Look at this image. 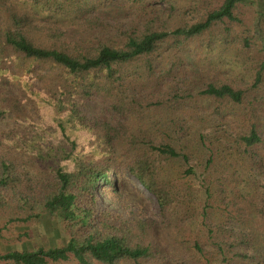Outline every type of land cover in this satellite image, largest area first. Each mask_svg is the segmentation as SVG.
<instances>
[{
  "label": "trees",
  "instance_id": "16d2710c",
  "mask_svg": "<svg viewBox=\"0 0 264 264\" xmlns=\"http://www.w3.org/2000/svg\"><path fill=\"white\" fill-rule=\"evenodd\" d=\"M214 1L199 12L192 0H0V217L56 220L61 236L0 253V264H264L255 175L203 194L191 180L193 154L206 148L183 113L194 88L203 102L252 107L264 87V58L248 85L207 80L221 52L210 67L194 59L192 47L211 36L215 50L249 45L234 28H246L243 8L264 36V0ZM161 113L173 115L170 131L155 135ZM256 117L228 125L234 138L211 146L229 144V158L264 178ZM218 120L214 134L225 132ZM125 170L156 199L157 220L99 206V192L129 196Z\"/></svg>",
  "mask_w": 264,
  "mask_h": 264
},
{
  "label": "rangeland",
  "instance_id": "374dc122",
  "mask_svg": "<svg viewBox=\"0 0 264 264\" xmlns=\"http://www.w3.org/2000/svg\"><path fill=\"white\" fill-rule=\"evenodd\" d=\"M192 3L201 8L199 9L198 7L199 12H203L202 10L205 8L214 6L215 1L192 0ZM242 11L240 19L244 20L246 28L241 29L239 26H235L234 28L238 34L248 37V46L243 41H236L226 49L215 50L207 47L208 44L215 43L213 36H211L209 42H203L196 50L192 47L196 54L194 55L196 62L200 61L203 66L208 67L215 62L212 54L221 52V63L215 67V70H212L213 72H209L207 80L210 77L217 76V79L240 81L242 85H248L252 82V77L257 67L256 63L264 58V36L259 33V29L256 27L258 20L254 11L251 12L248 8H243ZM193 17H196V13L190 14L187 18L190 20ZM204 57L209 59L205 62L203 60ZM87 111L92 114H100L101 112L99 106L94 103L89 104ZM219 112L224 117L220 119L221 121L218 120L220 117ZM251 112H254L255 116L257 115L256 118L264 124V87H261L258 91L256 102L252 104V107H248L245 102L241 106H219L217 103L209 100L203 102L198 90L196 87L194 88L191 97L188 99L187 109L183 113L185 114V119L190 123L192 131L196 132L199 136H204L203 142L206 148L200 144L199 150L201 152L196 155L193 154L195 159L190 162L192 166L197 165L194 168L196 175L191 180L194 187L202 194L204 188L213 190L217 187L219 181L223 182L222 186H229L230 188H234V186L235 188L237 186L241 187L242 180L249 178L251 175H255L254 177L257 179L258 185L251 186L250 197L252 201L258 202L264 196V178L260 177L258 173L251 171L246 165L243 167V161L238 160L236 154L232 153L229 158L227 155L229 144L223 147L226 149H218L217 147L211 146L213 142V145H217V143L215 144V138H218L222 142L225 133L231 134V138H234V133L230 128H227L228 125L235 127L238 121H243V118L248 119ZM168 118L172 119L173 115L170 113L167 115L161 113L158 116L155 135L170 131L169 124L166 121ZM136 120L137 117L132 116L133 123H136ZM213 120H218L217 122L221 123L225 132H221L220 129L214 134L211 126L215 123ZM260 156L264 158V146L260 150ZM208 159L211 160L209 165L206 163ZM234 173L235 177L232 176ZM239 179H241L240 185L237 184ZM121 180L125 184L129 196L121 199L113 196L111 193L99 192L101 197L99 206L121 214L127 213L128 208H131L148 218L157 220L158 205L154 196L146 192L126 170L122 172ZM232 180H235V182H232ZM7 220L8 218L0 217V253L12 250H32L38 247H46L48 244H52V242L55 244H60L61 242V236L58 234V232L60 233V228L56 220L42 219L32 225L19 222L8 223Z\"/></svg>",
  "mask_w": 264,
  "mask_h": 264
}]
</instances>
